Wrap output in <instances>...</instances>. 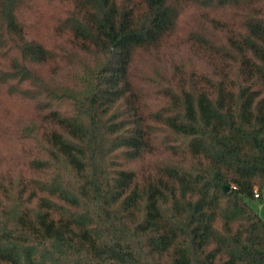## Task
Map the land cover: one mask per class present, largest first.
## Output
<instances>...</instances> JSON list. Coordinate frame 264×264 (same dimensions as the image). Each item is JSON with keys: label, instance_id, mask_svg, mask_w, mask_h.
Masks as SVG:
<instances>
[{"label": "trees", "instance_id": "16d2710c", "mask_svg": "<svg viewBox=\"0 0 264 264\" xmlns=\"http://www.w3.org/2000/svg\"><path fill=\"white\" fill-rule=\"evenodd\" d=\"M263 189L264 0H0V264H264Z\"/></svg>", "mask_w": 264, "mask_h": 264}, {"label": "rangeland", "instance_id": "374dc122", "mask_svg": "<svg viewBox=\"0 0 264 264\" xmlns=\"http://www.w3.org/2000/svg\"><path fill=\"white\" fill-rule=\"evenodd\" d=\"M262 192L263 193L261 200L259 199L253 200L251 205L254 209H256L259 212L260 216L264 220V189L262 190Z\"/></svg>", "mask_w": 264, "mask_h": 264}, {"label": "water", "instance_id": "95a60500", "mask_svg": "<svg viewBox=\"0 0 264 264\" xmlns=\"http://www.w3.org/2000/svg\"><path fill=\"white\" fill-rule=\"evenodd\" d=\"M228 190V186L227 185H224L223 186V191H227Z\"/></svg>", "mask_w": 264, "mask_h": 264}, {"label": "built area", "instance_id": "2783aa9c", "mask_svg": "<svg viewBox=\"0 0 264 264\" xmlns=\"http://www.w3.org/2000/svg\"><path fill=\"white\" fill-rule=\"evenodd\" d=\"M256 191V190H255ZM255 196L257 197L258 196V193L257 192H255Z\"/></svg>", "mask_w": 264, "mask_h": 264}]
</instances>
